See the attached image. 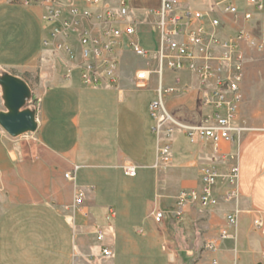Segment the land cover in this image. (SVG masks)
I'll return each instance as SVG.
<instances>
[{
	"label": "crops",
	"instance_id": "obj_1",
	"mask_svg": "<svg viewBox=\"0 0 264 264\" xmlns=\"http://www.w3.org/2000/svg\"><path fill=\"white\" fill-rule=\"evenodd\" d=\"M186 2L193 10H207ZM44 12L39 0L30 7L0 0V68L29 84L39 123L31 146L0 127V264H264V231L253 227V218L264 213V49L260 54L242 43L246 62L237 119L256 131L221 144L219 155L212 142L191 143L177 133L172 161L156 168L152 100L138 95L149 84L141 88L136 79L147 68L128 73L121 61L118 88L87 87L77 73L68 77L59 58L43 48ZM218 17L223 37L247 30L264 46V9L251 22ZM143 18L142 36L151 48L152 18ZM181 75L189 90L170 99L167 111L197 125L200 86L191 74ZM210 163L223 172L238 164L237 202L209 209L192 204L175 218L178 195L198 190L201 169ZM127 164L138 167L135 177L124 173ZM75 167L71 181L65 174ZM77 188L86 194L81 210L73 206ZM109 208L115 215L106 220ZM235 209L240 212L237 227L230 228L235 239L208 251L206 245L227 228L226 215ZM154 210L165 213L159 224L150 217ZM96 227L106 234L102 243ZM102 247L112 256H102Z\"/></svg>",
	"mask_w": 264,
	"mask_h": 264
},
{
	"label": "built area",
	"instance_id": "obj_2",
	"mask_svg": "<svg viewBox=\"0 0 264 264\" xmlns=\"http://www.w3.org/2000/svg\"><path fill=\"white\" fill-rule=\"evenodd\" d=\"M30 7L38 0H16ZM45 8L42 17L47 37L43 48L56 55L66 67L68 77L77 73L87 87L118 88L123 54L128 51L146 60L153 55L155 65L136 73L138 86L147 87L152 75L157 77L155 98L149 110L154 120L157 139L156 168L172 161L173 139L183 133L191 143L210 141L214 153L219 155V146L232 144L235 138L255 129L238 123L239 107L242 103L241 85L244 80L246 56L242 43L257 51L264 46L247 30L234 35L222 36L223 24L218 15L242 16L246 22L254 20L257 11H263L264 0H194L207 5V10H193L187 0H158L159 9L144 13L133 7L134 0H39ZM241 4L244 9L241 8ZM143 17H151L152 43L147 47L142 34ZM172 74L169 81L165 74ZM194 76L199 83L198 109L201 120L190 125L173 118L167 111L170 99L184 94L189 87L182 73ZM236 159V155H231ZM78 167L65 174L75 180ZM129 177L137 175L138 167L127 164L123 168ZM239 167L231 166L223 172L218 165L210 163L201 169V186L192 192H181L177 197L173 216L179 218L189 205L209 209L221 203H236L239 197ZM86 194L75 190L74 208L85 206ZM239 211L226 215L227 228L206 245L210 252L219 250L220 245L235 239L230 228H236ZM109 208L106 220L114 217ZM150 217L156 223L165 218L163 211H152ZM253 227L264 231V213L253 218ZM94 234L102 243L106 234L98 227ZM101 255L111 257L107 247ZM213 264H218L214 260Z\"/></svg>",
	"mask_w": 264,
	"mask_h": 264
},
{
	"label": "water",
	"instance_id": "obj_3",
	"mask_svg": "<svg viewBox=\"0 0 264 264\" xmlns=\"http://www.w3.org/2000/svg\"><path fill=\"white\" fill-rule=\"evenodd\" d=\"M0 91L4 110L0 111V127L12 138L38 131V110L29 84L0 68Z\"/></svg>",
	"mask_w": 264,
	"mask_h": 264
},
{
	"label": "rangeland",
	"instance_id": "obj_4",
	"mask_svg": "<svg viewBox=\"0 0 264 264\" xmlns=\"http://www.w3.org/2000/svg\"><path fill=\"white\" fill-rule=\"evenodd\" d=\"M133 7L139 10H142V9L143 10L144 9L158 10L160 5H159L158 0H142L138 3L135 2ZM257 53L262 54V51H258ZM122 63L126 66V68L128 69V73H129V72H134L136 69H140V68H152L155 65V60H154L153 55L150 56L149 60H146L144 58L136 56L133 53H127L123 56ZM171 76L172 74L167 72L165 74V79L169 81ZM156 83H157V77L155 75H152L151 80L149 82V90L147 89L145 91H139L138 95L140 97L144 96L146 100H149V101L153 100L154 96L151 92V89L156 86ZM247 128L255 129L254 127H251L248 125H247ZM18 140L22 143V145H26V146H31V145L36 144V140L33 138V135H30V134L25 135Z\"/></svg>",
	"mask_w": 264,
	"mask_h": 264
}]
</instances>
